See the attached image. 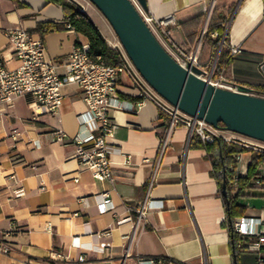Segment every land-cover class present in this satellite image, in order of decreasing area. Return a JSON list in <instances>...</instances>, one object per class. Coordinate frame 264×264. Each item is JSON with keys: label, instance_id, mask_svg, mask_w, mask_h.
I'll list each match as a JSON object with an SVG mask.
<instances>
[{"label": "crops", "instance_id": "1", "mask_svg": "<svg viewBox=\"0 0 264 264\" xmlns=\"http://www.w3.org/2000/svg\"><path fill=\"white\" fill-rule=\"evenodd\" d=\"M72 1L84 6L82 0ZM239 1L146 0V14L173 18L174 25L166 28L170 40L208 70L221 46L209 64L211 49L202 47V36L213 8H222L230 15L225 27L229 47L238 51L220 75L262 97L256 91L264 89L258 68L264 55L263 4L242 0L238 5ZM245 6L250 12L243 11ZM86 9L83 14L107 41ZM200 15L199 25L190 23ZM41 23H63L61 7L45 0H0V58L8 69L18 65L8 30L21 28L41 39L49 57L58 62L77 44L87 43L84 36L66 28L41 36L35 30ZM118 84L116 107L108 112L115 127L108 140L112 180L94 179L74 158V146L52 135L56 129L68 136L78 131L77 115L86 107L76 86L63 88L53 114L34 117L29 96L0 111V240L11 246L7 254L0 253V264H80L79 257L84 258L81 264H234L207 150L190 147L193 136L185 128L168 130L167 117L154 104L136 106L140 100L129 75L120 74ZM250 157V152L239 155L235 172L240 177L246 176ZM154 171V184L148 189ZM256 173L260 183L253 181L242 189L236 202L244 208L239 218H259L264 225V163ZM20 187L25 193L15 197ZM237 191L238 186L232 188V194ZM103 192L108 193L110 210L100 213ZM146 199L161 201L163 208L147 212L137 222L136 213L127 208ZM128 216L131 220L123 221ZM5 233L9 236L3 238ZM257 256L264 258V250ZM257 256L245 251L238 260L260 264Z\"/></svg>", "mask_w": 264, "mask_h": 264}, {"label": "built area", "instance_id": "2", "mask_svg": "<svg viewBox=\"0 0 264 264\" xmlns=\"http://www.w3.org/2000/svg\"><path fill=\"white\" fill-rule=\"evenodd\" d=\"M130 1L156 38L162 40V46L166 51L172 57L175 56L173 53L176 54V57L173 58L181 66L186 68V64L190 62L192 65L201 68L196 56L184 54L170 40L166 28L169 25H174L173 18H154L144 13L135 0ZM211 1L214 2L215 0ZM77 5L79 11L84 13V6ZM66 28L73 31L69 24L66 25ZM6 36L12 57L18 62V65L15 68L8 69L0 58V111L3 108L11 107L17 98L29 96L34 117L42 114H53L61 104L63 88L67 85L76 86L86 107L84 112L77 115L78 131L74 136H68L62 130L56 129L53 130L52 135L58 141L74 146V158L96 180H112L114 175L109 158L110 146L108 140L113 136L115 127L108 112L116 107L119 87L118 76L120 74H127L131 77L137 90V97L140 98V101L136 102V106H141L145 102L154 104L159 112L167 117L168 130L183 127L188 131L189 137L196 136L202 143L211 144L216 138H219L226 144H237L249 150L264 153V143L230 132L225 128L213 127L203 120L183 114L168 104L145 83L125 53L120 52L121 63L119 65L109 66L101 61L99 57L92 58L89 55L88 43H80L62 62H58L49 57L41 39L33 37L23 29L8 30ZM229 50L230 56H232L237 53L238 48L230 46ZM258 68L264 78V55ZM208 70L210 75H213L214 64ZM214 78V80L208 78L207 81L219 88L241 91L240 86L228 81L222 75ZM247 93L251 94L249 89H247ZM81 130H84V132H81ZM238 159L239 155L235 156L236 163ZM126 160L128 162V158ZM239 177L234 167L232 188H237ZM154 179L155 171L149 180L148 189L154 184ZM254 182L259 184L260 180H254ZM24 193V189L20 187L14 192V196L21 197ZM100 196L102 204L99 207V212H108L110 210L108 193L103 192ZM162 208L161 201L146 199L136 208H127V211L135 212L138 222L145 218L147 212ZM130 220L131 218L128 216L123 221ZM257 225H261L262 228H256ZM233 227L234 231L243 239L241 245L247 251L259 253L264 247V225L261 219L239 218L234 221ZM7 236H9V233L3 234V238ZM10 249L11 246L7 240H0V253L7 254ZM77 260L81 264L84 258L79 257ZM258 261L260 264H264V260L260 259Z\"/></svg>", "mask_w": 264, "mask_h": 264}, {"label": "water", "instance_id": "3", "mask_svg": "<svg viewBox=\"0 0 264 264\" xmlns=\"http://www.w3.org/2000/svg\"><path fill=\"white\" fill-rule=\"evenodd\" d=\"M88 1L109 23L136 72L159 97L189 117L213 127L222 124L230 132L264 143V97L247 93L245 87L239 92L216 87L199 76L201 68L190 62L186 68L181 66L130 0ZM135 1L147 13L146 0Z\"/></svg>", "mask_w": 264, "mask_h": 264}, {"label": "trees", "instance_id": "4", "mask_svg": "<svg viewBox=\"0 0 264 264\" xmlns=\"http://www.w3.org/2000/svg\"><path fill=\"white\" fill-rule=\"evenodd\" d=\"M45 1L47 3H53L61 7L63 12V23L38 24L35 30L41 36L50 32L63 30L66 28V25L69 24L74 32L79 33L86 38L89 46L88 53L92 58L99 57L101 61L109 66H117L121 63L120 51L108 46L107 42L96 26L85 14L79 11V6L75 2L72 0ZM262 4L264 14V0H262ZM231 11L232 8L230 9V13ZM229 16L230 15L227 16L223 13L222 8L214 7L207 29L202 36V47L208 45L211 49L209 64L214 62V58L216 57L218 49L221 46L214 64V77L220 75L222 69L230 59L228 36L225 34V27L229 20ZM201 19V15L197 16L191 20L190 23H196L199 25ZM212 33H215L216 35L212 37ZM196 34L197 33L193 34L194 37ZM197 62L200 65L198 59ZM256 93L264 95V89L258 90ZM136 100H140V98L137 97ZM218 127L224 128L222 124H218ZM189 146L205 148L209 154V158L213 167L212 176L217 183L219 196L222 199L225 209V221L223 222V226L226 227L229 233L234 264H240L241 260H238V256L240 253L247 250L241 245L243 239L234 231L233 227L235 219L242 216L244 209L243 206L237 204L236 201L240 196L242 189L251 186L254 180H260V177L256 173V169L259 164L264 163V153L249 150L237 144H226L219 138H216L211 144H207L202 143L198 137L193 136L190 140ZM245 152L251 153L247 174L245 177L238 178V191L235 194H232L233 169L236 165L235 156ZM223 186L225 189V195L222 194ZM261 250H264V247ZM260 252L254 253L257 256V254H260ZM256 258L257 261L259 259L264 260V258H259L258 256Z\"/></svg>", "mask_w": 264, "mask_h": 264}, {"label": "rangeland", "instance_id": "5", "mask_svg": "<svg viewBox=\"0 0 264 264\" xmlns=\"http://www.w3.org/2000/svg\"><path fill=\"white\" fill-rule=\"evenodd\" d=\"M85 8H87V12L91 14V16L95 19L97 24L99 25L103 35L107 39L108 46L115 48L122 52L124 54V51L122 47L120 46V43L113 32L112 28L110 27L109 23L106 21V19L103 17V15L97 10V8L88 0H82L81 1ZM136 2V1H135ZM137 4V3H136ZM138 5V4H137ZM159 40V39H158ZM160 41V40H159ZM162 44V40L160 41ZM114 46V47H113ZM173 57H176V54L173 53ZM181 59V58H178ZM181 61V60H180ZM201 78L208 80V78H211V80H214V76L210 75V71L207 69H203L202 73L199 75ZM263 97V96H262Z\"/></svg>", "mask_w": 264, "mask_h": 264}, {"label": "bare ground", "instance_id": "6", "mask_svg": "<svg viewBox=\"0 0 264 264\" xmlns=\"http://www.w3.org/2000/svg\"><path fill=\"white\" fill-rule=\"evenodd\" d=\"M243 11L244 12H250V8L248 7V6H245L244 8H243ZM253 15V18H254V14H252Z\"/></svg>", "mask_w": 264, "mask_h": 264}]
</instances>
